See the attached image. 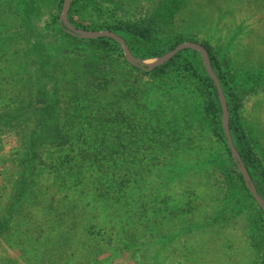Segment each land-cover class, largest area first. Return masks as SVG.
Instances as JSON below:
<instances>
[{
  "label": "rangeland",
  "instance_id": "obj_1",
  "mask_svg": "<svg viewBox=\"0 0 264 264\" xmlns=\"http://www.w3.org/2000/svg\"><path fill=\"white\" fill-rule=\"evenodd\" d=\"M171 1L71 0L67 18L77 28L109 29L106 26L113 28L120 23H143V20L153 18L157 9L169 10ZM62 3L63 0H0L1 106L9 101L10 95L8 59L17 57L14 50H11L9 38L16 40L13 45L22 52H30L26 40L31 39L32 33L30 30L28 33L22 32V25L27 21L24 14L32 21V26L40 28L44 34L46 31V39L53 41V50L67 52L69 59L59 61L63 64V69H69L75 58H79L80 73L89 75L93 72L86 59L88 44L79 41L72 43L61 34L64 31L72 35L59 20ZM25 7L31 8L32 13L29 14ZM69 14L74 21L87 28L76 26L69 19ZM172 16L171 24L156 26L153 31V47L165 50L168 41L174 42V36L180 33V42L204 44L212 51L236 99L240 101L238 121L259 165L260 179L264 182V0H182ZM164 44L166 45L163 46ZM143 46L144 44H138L135 48ZM144 47H149V44ZM184 49L198 53L193 55L189 51H183L182 56L190 57L204 68L201 73H205L200 53L192 48ZM168 51L169 49L155 56L141 57L130 50L133 56L147 61ZM122 55L124 58L123 50ZM182 56L169 63L163 72H152L150 75L134 72L132 77L127 72L124 79L118 77L120 83L116 86L120 94L114 98L115 103L112 105L114 109L118 107L122 111L123 114L118 119L122 120L123 126L116 122L120 126L119 129L116 128V132L106 119L101 123L100 119L103 118L99 116L100 110L93 105L92 100H77L67 104L62 100L60 105L67 108L79 104L76 107L79 120L75 122L74 130L81 119H84L82 128L86 130V135L92 137L86 140L85 145L83 143L86 149L100 148L103 155L114 146L117 154L113 157L105 156L104 159L108 162L114 159L119 164L134 168L138 173L130 174L132 179L146 181L142 185L133 184L137 189L130 194L124 190L121 194V203H130L135 199L127 207L131 211L136 209L137 213H147L144 221L149 220V229L155 226L168 234L160 242L155 232H147L149 229L139 233L144 248V252L140 251L139 255L142 257L140 253L145 254L146 264H264V246L258 249L257 243L259 237L263 236V230L260 229L264 217L257 220V202L250 198L243 187L237 174L241 173L227 147L225 136L223 139L215 133L217 121L223 131L222 109L218 118L208 112L204 85L197 76L179 67ZM34 63L35 54L32 53L30 66ZM20 71L24 72V69L21 68ZM112 71L120 73L121 68L116 64ZM206 74L208 75L207 72ZM63 94H67V89ZM101 128L104 133L98 130ZM96 131L99 136L93 140ZM102 134L101 140L99 137ZM98 144L100 147L94 148ZM19 148L16 133L13 130L2 131L1 128L0 214L10 202L13 179L18 176V153L22 150ZM124 168L123 166L122 169ZM41 182L48 183L49 180L42 178ZM138 199L140 200L137 202ZM96 204L93 211H98L102 206L101 201L97 200ZM221 207L226 211V219L219 217L218 221L211 223L210 218ZM13 221L19 223L18 230L8 236V242L0 241L3 264H88L91 257L96 262H101L100 264H136L135 259L128 255L133 244L122 237L121 232L116 231L114 223L108 224V232L88 244L85 239L87 233L81 229L82 233L78 235L84 241L78 240L77 235L70 248L63 253L57 254L56 250L54 254H50L46 248L50 240L46 237L53 224L42 221L35 224L29 221L31 230L27 231L28 237L35 236L36 233L39 237L38 241L33 242L24 238L28 222L20 223L17 219ZM116 221H122L121 217L118 216ZM14 222L7 233H11ZM132 226L123 224L121 228L131 231ZM142 226L144 225H138L136 230L143 228ZM218 229L223 232L220 236L215 234ZM99 250L101 252L96 256V251Z\"/></svg>",
  "mask_w": 264,
  "mask_h": 264
},
{
  "label": "trees",
  "instance_id": "obj_2",
  "mask_svg": "<svg viewBox=\"0 0 264 264\" xmlns=\"http://www.w3.org/2000/svg\"><path fill=\"white\" fill-rule=\"evenodd\" d=\"M181 1L172 0L169 10L157 9L155 16L143 20V23L126 22L117 24L113 28L106 27L123 37L130 50L137 56L147 57L161 54L165 50L172 49L182 40V36L177 33L174 36V42L168 41L167 48L164 50V48L153 47L152 42L155 38L153 31L156 26L173 22V12L180 7ZM25 10L29 14L32 13L31 8L25 7ZM24 15L27 21L22 25L24 28L22 32L28 33L30 30L32 33L31 39L26 40L30 52L26 50L22 52L18 49L19 47L13 45L16 40L9 38L11 50H14L13 53L17 57L8 59L7 70H9L8 74L11 77L8 89L9 101L4 106L0 105V130L1 128L2 131L13 130L20 145L19 149H22L19 153L17 152L18 155L20 154L17 162L19 171L17 178L13 179V193L10 202L6 210L0 214V241L8 242V236H11L14 230H18L19 223L13 221L17 219L20 223L21 221L28 222L25 225L24 238L27 241L36 242L39 240L37 233L30 238L27 235V231L30 232L31 230L29 221L35 224H40L42 221V223L54 225L46 237L50 240L46 244V248L50 254H54L56 250L57 254H60L70 248V244L76 236L82 233L81 229L87 233L85 239L86 244H88L96 241L103 233L108 232V224L114 223L116 231L121 232L122 237L133 244V249L127 250L128 255L135 259L136 264H146L145 254L140 253L143 255L142 257L139 255L140 251L144 252L143 243L140 241L142 237L139 233L144 229L148 230L150 227L149 220L144 221L147 213H137L136 209L131 211V208H127L135 202V199H132L130 203H121L122 190L130 194L132 190L137 189V186L133 184L142 185L146 181L144 179H132L130 174L138 173L134 168L119 164L114 159L111 162L104 159L105 156L113 157L117 154L118 151L114 149V146L103 155H101L102 149L99 148L100 144L94 147L99 149H93V147L91 150L86 149L83 143L85 145L86 140L88 141L92 137L86 135V130L82 128L84 119H81L82 121L74 130L75 122L79 120L78 115H76V107L79 104H73L67 108L60 104L62 100L66 104L74 103L77 100L86 102L92 100L93 105H96L100 110L99 116L103 118L100 119L101 123L103 124L104 119H106L112 124L113 130L116 132V128H120L116 122L123 126L122 120L119 121L118 119L123 114L122 111L118 107L114 109L112 105L115 103L114 98L120 94L118 86H116L120 83L119 76L124 79L127 72L131 77L134 76L132 74L134 72H140L144 75H150L152 72H163L169 63L175 62L178 57L182 56L183 51H189L193 55L198 53L191 49H184L176 53L168 62L155 67L153 70L144 71L126 62L118 42L112 38L103 36L94 39H79L64 31L61 32L72 43L79 41L88 44L89 53L86 59L89 60L90 66L93 68V72L88 75L85 72L80 73L79 58H75L69 69H63V64H60L59 61L69 59L67 52L53 50V41L46 39V31L44 34L40 28H36L35 25L32 26V21L26 14ZM68 16L76 26L87 28V26L74 21L71 14ZM48 28L51 29L52 26ZM170 40L172 39L170 38ZM138 44H144V46L149 44V47L135 48V45ZM203 46L207 49L211 64L219 77L226 97L229 110V128L233 142L257 192L264 198V182L260 179L259 165L238 121L240 101L236 99V95L225 79L220 65L215 61L212 51L207 45L203 44ZM32 53L35 54V63L30 66ZM116 64L121 68L120 73L112 71ZM178 64L180 68L190 71L202 82L207 94V110L214 118H218L221 114V108L217 92L206 72L201 73L204 68L186 56H182V60ZM21 68L24 69V72L20 71ZM66 89L67 94L64 96L63 92ZM114 112L115 115L113 116ZM103 128L98 130L104 133ZM215 133L224 139L222 127L218 121L216 122ZM98 136V131H96L93 140ZM99 138L102 140L103 134ZM123 166L124 169H122ZM237 174L245 191L254 200L246 188L242 176ZM42 178L49 180V182L42 183ZM97 200L101 201L102 206L98 211H93L94 206L97 205ZM256 206L258 208L256 218L260 221L264 217V211L257 204ZM225 213L226 211L222 207L217 208L216 213L210 218L211 223L218 221L217 218L219 217L226 219ZM118 216L121 217L122 221H116ZM13 222L15 225H13L11 233H7ZM123 224H132V230L127 231L121 228ZM138 225L144 226L137 231ZM151 228L147 232H155L160 242L168 235L155 226ZM220 230L218 229L215 234L220 236L223 233ZM260 230H263L261 231L263 236L259 237L257 242L258 249L264 246V221L261 222ZM77 238L84 241V238L79 235ZM96 252H98L97 256L101 251ZM88 261V264L101 263L96 262L93 257ZM0 264H3L2 257H0Z\"/></svg>",
  "mask_w": 264,
  "mask_h": 264
},
{
  "label": "water",
  "instance_id": "obj_3",
  "mask_svg": "<svg viewBox=\"0 0 264 264\" xmlns=\"http://www.w3.org/2000/svg\"><path fill=\"white\" fill-rule=\"evenodd\" d=\"M70 3H71V0H63L61 13L59 16V20H60L61 24H63L65 30L68 33H70L74 36H78L81 38H87V39H94V38L103 37V36L112 38L116 42H118V44L122 48L125 60L127 62H129L131 65L136 66L138 68H141L145 71H149V70H151V69H153L159 65H162L164 62H166L171 57H173L179 50L184 49V48H192V49L197 50L200 53V56L202 58V62H203V65L206 69V72L208 73L210 78L213 80L214 86L216 87V90H217V96H218V99H219V102L221 105V109H222L221 122H222V126H223L224 136H225L227 145L230 149L233 160L235 161L237 168L242 175L245 186L247 187L249 192L252 194L255 201L259 205V207L264 211V198L258 194V192H257V190H256V188H255V186H254V184L250 178V175H249V173H248L237 149L235 148V146L233 144V141H232V138L230 135V130H229L228 108H227L226 99H225L223 90L221 88L219 79H218L217 75L215 74V72L213 71V68L210 64V60H209L206 49L202 45H200L196 42L185 41V42L178 43L173 49L169 50L168 52L164 53L161 56H157V57H153V58L148 59L149 61H147L145 59L143 60V59L137 58L131 54L126 42L124 41V39L122 37H120L118 34L111 31L110 29L86 30V29H81V28H77V27L73 26L67 18V11L69 9Z\"/></svg>",
  "mask_w": 264,
  "mask_h": 264
}]
</instances>
